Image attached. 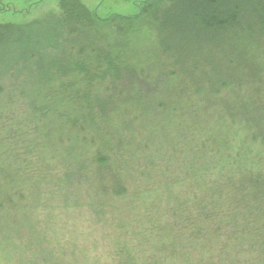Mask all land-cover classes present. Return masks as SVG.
<instances>
[{"label": "rangeland", "instance_id": "374dc122", "mask_svg": "<svg viewBox=\"0 0 264 264\" xmlns=\"http://www.w3.org/2000/svg\"><path fill=\"white\" fill-rule=\"evenodd\" d=\"M157 1L79 0L101 19L138 17ZM58 3L0 0V25L59 17ZM140 20L146 27L151 15ZM153 35L140 32L138 62L126 79L108 80L100 87L103 100L112 99L104 109L108 120L99 123L107 145L100 134L90 136L98 126L87 129L81 144L63 122H45L41 130L39 110L35 119L31 114L33 102L44 100L41 87L19 84L26 99L20 92L13 98L10 77L0 79L6 95L0 96V216L10 238L0 248V264H154L151 260L157 257L164 260L157 264H221L214 257L222 250L225 222L237 214L233 211L239 200L227 175L264 169V130L258 129V140L252 142L239 116H228L229 107L240 106L239 93L264 111V33L249 37L239 32L207 48L180 46V55L189 50L191 56L185 68L190 78L173 66ZM177 46L170 41L164 45L174 52ZM13 50L0 53L1 69L16 68L22 55ZM209 82L217 92L210 90ZM228 82L233 83L232 92L223 86ZM66 109L74 117L79 112L73 105ZM245 151L250 159L243 164L239 156ZM103 156L117 172L103 173L100 182L96 162ZM221 161L225 163L219 171L211 169ZM204 163L209 172L194 177L195 168ZM115 185L125 193L114 195ZM18 205L31 207L23 210L28 215L20 216ZM170 223L179 226L159 230ZM157 242L178 243L179 253H191L195 259L187 261L180 254L167 258ZM246 257L250 261L236 258L229 264H256L255 253Z\"/></svg>", "mask_w": 264, "mask_h": 264}, {"label": "trees", "instance_id": "16d2710c", "mask_svg": "<svg viewBox=\"0 0 264 264\" xmlns=\"http://www.w3.org/2000/svg\"><path fill=\"white\" fill-rule=\"evenodd\" d=\"M166 2L158 0L156 4L152 3L148 10L144 9L138 17L101 19L88 11L79 0H59V17L49 15L42 22L35 21L27 25H0V53L10 49L14 52L15 47L19 55H22L14 71L0 68V79L5 75L10 77V93L13 98L16 92H20L25 98L26 92L20 90L22 84L41 87L44 100L37 98L38 103L34 101L31 106L33 117L35 111L39 110L41 130L46 127L45 122L52 125L55 121L56 126L63 122L72 128L70 130L76 132L77 140L81 144L87 140V129H93L92 126H98L99 131L91 133V137L103 134L99 123L108 120L104 109L112 99L103 100L99 92L100 87L108 80L118 81L123 76L126 79L129 72L133 71L138 62L139 51L137 52L136 46L142 43L141 37L139 39L142 30L156 34L153 36L160 45L162 44L161 51L169 55L173 66L181 70L185 78L192 76L185 68L191 64L189 48L193 47L194 43L203 44L207 48L219 46L229 40L230 36L237 37L239 32L249 37L264 33V0H169V3L165 4ZM158 11L160 16L157 15ZM147 15H151V20L143 27L140 18ZM166 41L177 43L178 46L174 50L178 51L165 48ZM236 41L237 39L234 43ZM180 46H187L186 50H189L186 54L180 55ZM247 71L249 73L250 69ZM232 85L233 83L229 82L223 84L229 92H232ZM215 87L212 83L210 90ZM0 96L6 97L2 89ZM237 99L240 106L238 109L229 107L228 116L232 120L239 116L238 122L250 129V141L255 142L258 140V129L264 130V111L254 106V102L242 98L240 93ZM71 104L79 109V112L75 111V117L66 109L72 106ZM94 109H98L97 112H94ZM101 136L103 139V135ZM41 138L43 141L40 144H43L44 137ZM102 144H106L104 139ZM255 154L258 155V152ZM248 158L249 153L245 151L239 156V162L245 164L250 159ZM235 159L233 158V161ZM260 160L264 162L263 159ZM215 163L216 166L211 169L219 171L225 161ZM113 165L107 157H98L96 166L102 171L98 174L100 182L107 174L115 176L116 168ZM209 168L207 163L200 165L195 168L194 177L199 175V172H209ZM257 171L248 168L238 171L237 177L235 174L227 175L234 198L239 196V200L234 204L233 212L237 214L225 222L227 229L222 250L214 257L216 263L229 264L236 258L244 262L245 259L250 261L246 255L255 253V263L264 264V169ZM113 192L114 195L120 196L125 193V189L115 185ZM19 198L22 203L24 197L20 194ZM16 208L19 209L20 216L28 215L24 209L31 210V207L23 209L20 205ZM0 218L1 248L10 238L9 234H5L2 220L5 217ZM178 226L176 223H170L167 225L168 229L165 226L159 230L165 232ZM214 235L217 236V233L214 232ZM193 239L199 240L197 232H194ZM203 242L212 244L205 240ZM174 245L156 243L161 255L165 253L167 258L178 257L180 254L181 259L182 256L187 261L195 259L191 253H179L178 243ZM232 253L235 255L232 256ZM151 261L157 264L164 260L157 257Z\"/></svg>", "mask_w": 264, "mask_h": 264}]
</instances>
